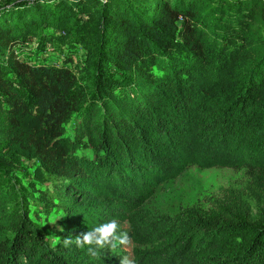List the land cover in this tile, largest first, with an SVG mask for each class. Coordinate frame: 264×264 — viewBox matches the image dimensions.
I'll return each mask as SVG.
<instances>
[{"label": "trees", "instance_id": "trees-1", "mask_svg": "<svg viewBox=\"0 0 264 264\" xmlns=\"http://www.w3.org/2000/svg\"><path fill=\"white\" fill-rule=\"evenodd\" d=\"M17 6L0 9V142L32 150L53 174L63 221L51 247L8 187L3 157L0 264H120L114 251L93 257L62 241L111 220L133 227L136 204L150 197L170 157L190 154L201 167L264 171L263 0ZM73 7L88 21L78 22ZM45 27L55 36L43 34ZM71 34L87 52L84 85L66 67L16 55L31 39L56 49ZM23 118L36 120L40 132H22ZM185 212L177 227L159 225L152 240L135 232L139 247L150 248L137 250L133 263L264 264V223L226 206ZM139 221L146 228L148 221Z\"/></svg>", "mask_w": 264, "mask_h": 264}, {"label": "rangeland", "instance_id": "rangeland-1", "mask_svg": "<svg viewBox=\"0 0 264 264\" xmlns=\"http://www.w3.org/2000/svg\"><path fill=\"white\" fill-rule=\"evenodd\" d=\"M30 1L32 0H0V9H17V5ZM41 1L51 3L58 0ZM73 10L78 22L88 21V17L79 8L73 7ZM41 32L53 36L56 33L55 29L47 27ZM69 40L71 41L67 45L49 49L38 45L37 38L31 39L16 49V55L21 61L34 65L51 63L66 67L77 77L78 84L84 85L89 82L87 52L83 44H78L72 39V34ZM76 116L77 113H73L65 124L67 134L70 133L72 121ZM18 127L25 134L35 135L38 124L34 119L23 118ZM11 134H14L13 127ZM7 140L0 142V163L3 157L8 159L9 165L2 170L6 172L8 187L17 195V203L30 212L34 225L45 233L48 244L53 247L57 241L53 229H57L63 221L61 204L55 200L53 194L56 184L54 176L45 170L36 153L17 143L9 144ZM161 175L152 187L150 197L136 204L140 212L132 216L137 218L133 227L125 221L119 223L121 229L131 236L132 243L127 248L110 251L118 253L120 258L127 256L131 264L136 260L137 250L147 251L150 248L147 242L144 248L139 247L133 236L135 232L147 233L152 240L156 235H160L159 225H165L167 229L177 227L183 221L186 209L192 206L206 211L226 206L236 213L246 215L251 221L264 223V171L221 166L201 167L194 163L192 155L189 154L181 159L170 157ZM45 196L50 200H46ZM45 201L52 206H45ZM140 219L148 221L146 228H142L143 225L138 226ZM134 227H137V230Z\"/></svg>", "mask_w": 264, "mask_h": 264}, {"label": "clouds", "instance_id": "clouds-1", "mask_svg": "<svg viewBox=\"0 0 264 264\" xmlns=\"http://www.w3.org/2000/svg\"><path fill=\"white\" fill-rule=\"evenodd\" d=\"M62 243L65 247L75 245L77 248L87 249L90 256L98 257L102 250L127 248L131 245L132 238L127 231L121 229V225L116 220H111L80 233L74 239L65 238ZM120 264H131V262L127 256H124L120 259Z\"/></svg>", "mask_w": 264, "mask_h": 264}]
</instances>
